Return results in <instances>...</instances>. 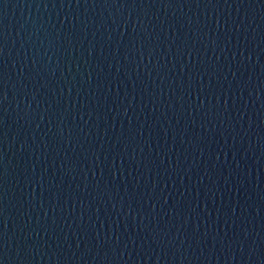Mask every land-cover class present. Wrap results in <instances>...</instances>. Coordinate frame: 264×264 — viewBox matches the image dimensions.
Segmentation results:
<instances>
[{"label":"water","instance_id":"95a60500","mask_svg":"<svg viewBox=\"0 0 264 264\" xmlns=\"http://www.w3.org/2000/svg\"><path fill=\"white\" fill-rule=\"evenodd\" d=\"M0 264H264V0H0Z\"/></svg>","mask_w":264,"mask_h":264}]
</instances>
